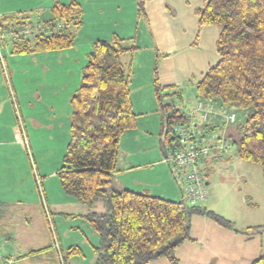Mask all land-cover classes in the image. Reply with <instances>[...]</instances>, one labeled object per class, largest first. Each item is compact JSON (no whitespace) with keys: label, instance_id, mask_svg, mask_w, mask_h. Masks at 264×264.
Here are the masks:
<instances>
[{"label":"trees","instance_id":"1","mask_svg":"<svg viewBox=\"0 0 264 264\" xmlns=\"http://www.w3.org/2000/svg\"><path fill=\"white\" fill-rule=\"evenodd\" d=\"M138 11L143 13L141 5ZM194 14L198 31L204 26L218 28L215 49L219 61L195 85L197 101L212 104L215 111L216 107L252 111L239 128L237 115L231 110L236 123L217 127L215 137L205 144L220 141L217 137L221 132L224 139H231L240 161L261 167L264 179V0H201ZM82 17L78 2L56 1L48 20L32 24L23 15L2 18L0 33L10 37L13 54L61 51L72 47ZM24 29L31 34L23 33ZM11 32L16 34L14 39ZM125 41L114 34L110 40L92 43L79 86L69 100L70 138L57 176L62 192L73 201L88 208L97 201L104 203V213L89 211L83 216L99 239L94 248V264H149L162 257L177 264L174 252L188 239L193 215L208 217L223 228L238 231L230 221L206 208L115 188L113 174L119 142L126 131L135 127L137 117L132 110L130 70L122 62V57L136 48L126 46ZM153 86L158 97L156 76ZM161 109L162 136L168 153L175 146L174 127L188 118L177 109L169 114V106ZM200 127L207 129L208 122ZM215 151L218 150H211L205 161ZM7 211L0 203V224ZM72 254H81L80 248H69L64 261ZM251 264H264V255Z\"/></svg>","mask_w":264,"mask_h":264},{"label":"crops","instance_id":"2","mask_svg":"<svg viewBox=\"0 0 264 264\" xmlns=\"http://www.w3.org/2000/svg\"><path fill=\"white\" fill-rule=\"evenodd\" d=\"M56 1L65 4L71 0H0V19L23 15L32 24L41 23L50 18L51 5ZM74 1L81 5L83 17L72 47L61 51L13 54L10 37L4 34L0 40V203L8 210L5 217L9 219L19 217L11 211H20L26 206L32 213L39 212L40 209L42 212L46 211L51 219V211L59 215H69L73 211L72 213H82L79 214L81 217L90 211L88 207H80L77 205L79 203L67 197L55 177L62 166L70 138L72 109L69 100L79 86L87 55L91 52L94 41L110 40L108 38L114 33H109L108 23L96 32L83 19L87 12L91 16L94 12L101 15L104 8H108L106 0L99 3H95L98 0ZM165 2L170 8L167 15L165 14L167 22L170 15L175 18L168 23L173 43L171 50L165 55V60L160 62L159 73L163 70L171 72V76L159 77V86L161 89L169 88V91L176 94L180 92V95H184L182 90H187V96H194V104L183 114L198 123L194 112L197 101L195 85L219 61L215 53L218 28L202 27L194 46L197 18L192 14L201 6V0ZM31 16H35V19ZM3 66L7 69L8 82ZM153 78L150 72L147 77H131L130 74L131 103L137 116L136 125L120 139L116 171L113 174L114 183L118 190H131L172 201L176 199L173 194L174 187L177 188L171 178V166L162 159L160 153L164 114L159 111L160 103L155 96ZM135 81L137 82L133 87ZM134 93H140V97H144L140 103L135 102ZM230 112L231 110L216 107L207 129L211 131L217 127L221 119L224 124V117ZM219 125L223 126L222 122ZM197 129L202 128L199 125ZM227 147L225 151L212 153L209 160L202 164L209 197L210 190L213 189L208 179L212 166L214 162L224 159L226 150L229 154L228 160L233 161L235 167L242 171V174H237V178L241 175L244 181L248 178L249 169H246L249 164L238 159L234 147L230 151L229 143ZM37 180L40 181L39 184ZM245 197L247 200L248 197ZM246 203V208L256 206L248 201ZM243 204L242 200L234 207L246 216L249 213L242 209ZM205 208L213 212L215 204L208 199ZM234 219L238 218H232L233 224ZM199 220L203 221L206 228L198 238L205 243H211L215 236L220 244L210 245L199 256L195 251L185 255L176 250L178 264H251L264 255V230L247 232L252 227L250 221L243 222L240 226L233 225L238 231L236 232L222 228L207 218ZM59 248L61 249L60 246ZM36 250L39 249H32ZM32 251L29 255H34L31 254ZM149 264L170 263L166 258H159Z\"/></svg>","mask_w":264,"mask_h":264},{"label":"rangeland","instance_id":"3","mask_svg":"<svg viewBox=\"0 0 264 264\" xmlns=\"http://www.w3.org/2000/svg\"><path fill=\"white\" fill-rule=\"evenodd\" d=\"M101 1L103 0H98L95 3H99ZM106 1L108 8H104L101 15L96 14V12H94L95 16L94 14L91 16L90 12L85 14L86 16L83 19L86 22V25H91L94 31L97 32V30H101L106 27L104 25L108 23L109 27H107V29L109 30V33H114L117 36L126 39V46L136 48L132 51V53L126 54L122 59L125 68L130 70L131 77H147L150 72L152 77L156 76L157 85L159 86V77L171 76V72H164L161 70V73H159V67L162 61L165 60L166 53L171 50L173 43L170 36V30L168 29V23L175 18L169 14L170 18L167 22L166 15L167 12L170 11L168 4L165 0ZM54 3L55 2H53L52 5ZM91 4L92 3H89V5ZM139 5L142 6V14L138 11ZM192 15L195 18V14L193 13ZM31 18L35 19V16H31ZM195 32V39L193 42L197 43V34L199 32L197 29V22ZM111 37L107 38L110 39ZM216 55L218 57L217 53ZM136 82L137 81L133 83V87H135ZM169 90V88H160L158 97H156L157 100L159 99L158 103H160V114L163 113L161 106H169L168 112L171 114L175 109H177L180 113H185V110H189L194 104L195 97L187 96V90H182L184 95H180V92H177L176 94ZM142 98L140 97V93H137L136 95L134 93L135 102L138 101V103H140ZM218 104L219 103L216 105ZM230 110L236 113L239 128L245 123L247 117L252 113L251 109L238 110L232 107ZM221 122L222 125H224L223 119H221L216 126L219 127ZM217 127H215L213 131L207 129H197L195 131L197 141L202 144H209L211 139L217 134ZM219 134L220 135L217 139L223 141V134L221 132H219ZM169 138H172L171 133L169 134ZM226 141H228L229 145H231V139H227ZM160 148H162V144H160ZM167 150H170V146L167 147ZM231 150L232 147H230V151ZM161 151V157L164 160L166 158L163 156V152ZM221 153L223 154V152ZM223 157L224 159L214 162L211 174L208 178L211 184V189L213 188L210 190V197L208 194L209 201L211 200V203L213 205L215 204L213 212L216 215L226 218V220H230V222H233L232 218H238L234 219L235 224L232 223L236 226L242 225L243 222L250 221V226L252 227L247 232L251 231L256 233V230L253 228L258 227H261V231L264 230V179L261 167L255 164H249L246 169V171L249 169V175L247 180L244 181L242 175L240 178H237V174H242V171L235 167L233 161L228 160V150H226ZM171 178L174 185L178 189L177 190L174 187L173 191L176 202L183 201L186 203L184 191L175 181L172 169ZM55 179L59 182L57 176ZM207 191H209L208 188ZM245 196L248 197L247 200ZM175 200L172 199V201ZM242 200L244 202L242 209L248 210L246 213H249L246 216L243 212L234 207L235 204H238L239 201L241 203ZM246 201L250 204L253 203L256 206L246 208L248 206ZM77 205H80V207H87L82 204ZM89 210L97 213H104V203L102 201H97L91 208H89ZM72 212L70 213L72 215H67L66 213L59 215L58 213L51 211V219V217H47L46 211L42 212V209H40L39 212L32 213V210L28 209V206L23 207L20 211H11V213H14L19 217H15L14 219L5 217L1 221V264H9L10 260H12V263L10 264H64L65 261L67 264H94L96 257L94 248H96L99 244L98 236L89 227L86 220L79 215L82 213ZM201 218L211 220L210 218L202 215H193L190 218L188 239L181 242L176 250H179V252L185 255L195 251L199 256L201 252L203 253L204 251H207V247L210 245L220 244V242L216 241L215 236L212 238L211 243H205L198 238L199 234L203 233V230L206 228L203 221L199 220ZM27 220L29 221L28 223ZM50 225L53 230V236L61 247L59 250L54 247ZM234 228L235 226L233 229ZM217 235L219 234H216V236ZM74 246H78L80 248L81 254L69 255V258L64 261V256L66 255L67 250ZM43 247L49 248L39 254L29 255V252L32 251V249H40ZM176 250L174 252V256L176 255Z\"/></svg>","mask_w":264,"mask_h":264},{"label":"built area","instance_id":"4","mask_svg":"<svg viewBox=\"0 0 264 264\" xmlns=\"http://www.w3.org/2000/svg\"><path fill=\"white\" fill-rule=\"evenodd\" d=\"M22 32L26 35L31 34L29 29H24ZM11 34V37L14 39L16 34L13 32H11ZM3 37L4 36L0 33V40L3 39ZM3 73L8 82L9 78L5 66H3ZM194 112L199 120L198 123L188 118L185 123L174 127L173 135L175 138V146L171 152L167 153L165 161L170 164L175 181L184 191L185 204L190 207L205 208L208 199V191L202 164L210 155L211 150L225 151L227 141L223 138V141L212 142L213 144L210 145L211 147L206 144H200L196 139L195 130L198 125L207 123L209 118L215 113V110L212 104L197 101ZM234 122L235 114L230 113L225 116L224 123L227 126L232 125ZM39 183L40 181L37 180V184ZM50 229L53 236L51 225ZM53 241L54 247L59 250L58 242L55 240L54 236Z\"/></svg>","mask_w":264,"mask_h":264},{"label":"water","instance_id":"5","mask_svg":"<svg viewBox=\"0 0 264 264\" xmlns=\"http://www.w3.org/2000/svg\"><path fill=\"white\" fill-rule=\"evenodd\" d=\"M161 144H162L163 155H164V157H166L167 152H166V148H165V144H164V136H162V138H161Z\"/></svg>","mask_w":264,"mask_h":264}]
</instances>
